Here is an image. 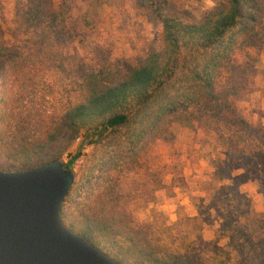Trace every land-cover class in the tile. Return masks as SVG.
Masks as SVG:
<instances>
[{
	"label": "trees",
	"instance_id": "obj_1",
	"mask_svg": "<svg viewBox=\"0 0 264 264\" xmlns=\"http://www.w3.org/2000/svg\"><path fill=\"white\" fill-rule=\"evenodd\" d=\"M214 1L200 22H185L166 12V0H152L160 48L125 69L100 52L102 64L80 76L86 98L63 108L46 82L53 69L64 70L58 43L67 32L50 0H26L18 18L30 45L0 52V168L47 163L86 140L92 152L61 204V220L118 264H264V210L232 181V162L255 177L264 164V125L241 117L234 101L256 72L264 0ZM87 2L94 10L105 0ZM172 120L204 124L221 147L210 164L215 181H228L219 187L227 209L214 239L228 240L229 258L210 251L199 214L168 224L156 215L139 221L130 209L165 187L142 154L146 139Z\"/></svg>",
	"mask_w": 264,
	"mask_h": 264
},
{
	"label": "rangeland",
	"instance_id": "obj_2",
	"mask_svg": "<svg viewBox=\"0 0 264 264\" xmlns=\"http://www.w3.org/2000/svg\"><path fill=\"white\" fill-rule=\"evenodd\" d=\"M50 1L67 31L65 39L58 43L64 70L53 69L46 81L53 89L52 102L57 108L86 98L87 92L80 76L102 64L100 52L107 55L113 67L125 69L128 65L143 62L149 51L160 48L162 27L150 7L152 0H105L94 10L88 6L87 0ZM25 2L0 0V52L30 45L21 32L18 18L19 9ZM214 6V0H166L165 4L168 14L185 22H200ZM255 95L264 98V45L260 49L255 74L250 77L247 88L234 100L239 115L253 123L264 117V100L262 104L257 103ZM253 112L256 119L252 118ZM261 123L264 125V119ZM195 126L209 129L195 120L188 126L172 120L165 132L146 139L142 157L165 187L155 191L151 202H132L130 209L139 221L156 215L158 222L168 224L182 215L199 214L203 224L202 236L210 251L224 252V256L229 258L228 240L214 239V231L221 225L227 209L223 201L226 190L219 187L228 181H215L214 168L210 164L211 158L222 157L221 147L209 129L212 134L206 139L202 164H199L202 178L195 179ZM76 152L80 155L72 169L78 178L92 146L79 138L61 158L67 162ZM185 154L191 156L189 165L183 159ZM232 164V181L250 197L256 211L264 210V164L256 177L248 168L235 162ZM218 196L220 200L217 202Z\"/></svg>",
	"mask_w": 264,
	"mask_h": 264
},
{
	"label": "water",
	"instance_id": "obj_3",
	"mask_svg": "<svg viewBox=\"0 0 264 264\" xmlns=\"http://www.w3.org/2000/svg\"><path fill=\"white\" fill-rule=\"evenodd\" d=\"M74 178L61 157L0 169V264H118L63 224L61 204Z\"/></svg>",
	"mask_w": 264,
	"mask_h": 264
},
{
	"label": "crops",
	"instance_id": "obj_4",
	"mask_svg": "<svg viewBox=\"0 0 264 264\" xmlns=\"http://www.w3.org/2000/svg\"><path fill=\"white\" fill-rule=\"evenodd\" d=\"M255 97L254 99L258 102H261V104L263 103L264 98H260L259 96H253ZM253 97H250V101L253 100ZM252 118L256 119L257 116L256 114L253 112L252 113ZM264 117H261V121H263ZM183 130V128H181ZM203 133V134H201ZM212 133L209 131V129L206 128H201V127H197L195 126V143L193 144V146L195 147V179H200L202 178L201 176V170H200V166L199 164H202V159H203V151H204V147L207 146V140L209 138V135H211ZM176 142V140H175ZM190 157L188 156V154H185L184 156V160L186 163H190ZM196 215V213H195Z\"/></svg>",
	"mask_w": 264,
	"mask_h": 264
}]
</instances>
